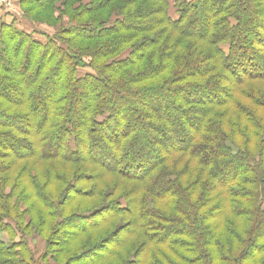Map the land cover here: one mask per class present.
I'll return each mask as SVG.
<instances>
[{"label": "trees", "instance_id": "1", "mask_svg": "<svg viewBox=\"0 0 264 264\" xmlns=\"http://www.w3.org/2000/svg\"><path fill=\"white\" fill-rule=\"evenodd\" d=\"M16 3L52 35L0 19V264H264V0Z\"/></svg>", "mask_w": 264, "mask_h": 264}, {"label": "rangeland", "instance_id": "2", "mask_svg": "<svg viewBox=\"0 0 264 264\" xmlns=\"http://www.w3.org/2000/svg\"><path fill=\"white\" fill-rule=\"evenodd\" d=\"M12 2H13V7H14V9L17 11V14L16 15H14V17L13 16H11V17H8V18H5L4 16H1L0 17V19H1V22H6L7 24H13L14 25V27H16L17 29H19V30H24V31H26V30H30L29 28H27L26 27V25L24 24V22L22 23L21 21H23L22 20V18H21V12H20V10H19V7L17 6L18 4L16 3L17 2V0H11ZM171 12H173V11H171ZM8 13H6V15H7ZM31 16H33V14L31 15ZM173 16H175V15H173ZM33 17H35V16H33ZM43 19H46V15L45 14H43ZM61 22H63V24H66L67 23V19H63ZM41 26V27H40ZM42 27H44V28H47L46 26H44V25H36L35 26V28H34V36L36 37V38H38V39H40V40H42L43 39V37L42 36H40L39 35V33H43L41 30L42 29H40V28H42ZM48 29V28H47ZM32 30V29H31ZM29 31V32H32L33 33V31ZM46 31H48V30H45V32ZM49 32H51V33H48V32H46V33H48L47 35H52V31H49ZM37 33V34H36ZM82 207H85L86 208V205H84V204H82ZM72 214H73V212H72ZM69 215V216H68ZM66 221H65V224H66V226H72V227H75L76 226V222L77 221H79V220H77V219H79V218H77V217H80V216H72L71 215V212H68V213H66ZM76 218V219H75ZM28 222V219L27 218H25V223H27ZM59 232H61L62 234L64 233V234H70L71 233V231H69L68 229L67 230H58ZM1 237H2V240L6 243H9L10 242V239H8L7 237H6V235L5 234H2L1 235ZM18 237L19 236H17L16 238H15V240H14V242L15 243H19V241H18ZM45 237H48V235L46 234L45 235ZM9 241V242H8ZM92 242H94V239H92V241H91V243ZM78 243H79V241L78 242H74L71 246H70V250L72 251L71 252V254L72 255H74V257H78V259H81V258H83V257H89L90 258V256L89 255H91V258H93V256H96V255H99L100 253L98 252V251H96L95 252V250L92 252V254H88V252H86V251H88V249H89V247H92V245H90V246H88L86 249H84V247L85 246H83L82 248H79V247H77L75 250H74V247L76 246V245H78ZM22 244H25V246L27 245L28 247H29V249H30V251L32 252V254H33V258H34V264H40V262H41V260H40V256H41V254L43 253V251H44V242L40 239V238H33L32 236L29 238H26V239H24L23 240V242H22ZM43 248V249H42ZM82 251V252H81ZM84 251V252H83ZM41 253V254H40ZM70 254V255H71ZM80 256V257H79ZM64 259V258H63ZM65 260V259H64ZM64 260H62V262L64 261Z\"/></svg>", "mask_w": 264, "mask_h": 264}, {"label": "crops", "instance_id": "3", "mask_svg": "<svg viewBox=\"0 0 264 264\" xmlns=\"http://www.w3.org/2000/svg\"><path fill=\"white\" fill-rule=\"evenodd\" d=\"M6 13H7V11H5V10H0V16H4L5 18L11 17V16L14 17V15H12L13 13H12V14H9V13H8L7 15H6ZM21 22H22V23L24 22V24L26 25V27L29 28L30 30L32 29L31 31H33L34 28H35V26H36V25H32V24L26 23L25 21H21ZM40 27H41V26H40ZM40 29H42L41 31H42L43 33H46V32L51 33V32H49L50 30H48V31L45 32V30H47V29L44 28V27H42V28H40ZM30 30H26V31L29 32ZM48 33H47V34H48ZM42 249H43V248H42ZM40 254H41V253H40ZM40 264H53V263H51L50 261L47 260V261H41Z\"/></svg>", "mask_w": 264, "mask_h": 264}, {"label": "built area", "instance_id": "4", "mask_svg": "<svg viewBox=\"0 0 264 264\" xmlns=\"http://www.w3.org/2000/svg\"><path fill=\"white\" fill-rule=\"evenodd\" d=\"M0 10H5L7 13L16 15L17 11L13 7V2L11 0H0Z\"/></svg>", "mask_w": 264, "mask_h": 264}]
</instances>
